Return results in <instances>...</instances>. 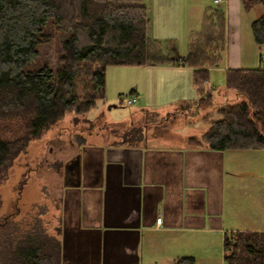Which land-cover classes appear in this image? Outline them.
<instances>
[{
    "label": "crops",
    "instance_id": "obj_1",
    "mask_svg": "<svg viewBox=\"0 0 264 264\" xmlns=\"http://www.w3.org/2000/svg\"><path fill=\"white\" fill-rule=\"evenodd\" d=\"M153 2L156 4L143 2L149 17L147 35L152 31L148 37L163 38L160 47L165 55L170 43L179 41L186 49L168 55L180 58L175 63L106 67L105 89L107 84L114 85L118 92L129 86L131 94L137 95L134 120L144 124V110L155 112L160 120L154 122L149 136L140 129L139 138L133 141L121 142L120 130L112 127L108 135L116 139H106L100 132L82 139L70 138L68 151L53 158L48 174L53 183L45 179L50 184L46 196L55 215L50 231L58 243L60 264H174L181 256L192 257L196 264L210 259L215 250L222 264L223 236L257 228L241 225L246 211L236 199L241 185L246 187L253 181L237 179L228 171L233 157H249L241 153H252L254 148L209 149L201 134L210 120L220 117L221 106L228 103L227 90L215 85L213 78L225 80L229 68L260 67L256 62L261 65L259 49L264 44L256 43L244 57L241 1H214L223 8L224 44L219 63L209 68L203 83L207 97L200 99L193 69L184 59L192 35L201 27L195 29L181 0ZM210 9L204 11L201 26ZM219 87L216 97L213 93ZM213 99L214 111L203 115L206 128L201 133H192L190 123L184 124L188 125L184 130L174 121L180 116L187 122L189 116L194 117L197 103L211 105ZM179 107L182 109L178 112ZM167 123L170 128L166 132L155 128V124L165 127ZM181 127L182 131L176 130ZM60 146L54 145L56 149ZM262 180L263 175L258 180L260 187ZM156 217L160 218L158 223Z\"/></svg>",
    "mask_w": 264,
    "mask_h": 264
},
{
    "label": "trees",
    "instance_id": "obj_2",
    "mask_svg": "<svg viewBox=\"0 0 264 264\" xmlns=\"http://www.w3.org/2000/svg\"><path fill=\"white\" fill-rule=\"evenodd\" d=\"M240 1L245 9L261 6L251 31L263 45L264 0ZM224 20L223 9H210L188 44L184 62L193 69L200 99L207 97L203 83L209 68L219 63ZM148 25L141 0H0V180L29 140L66 112L85 113L104 97L107 66L178 61L148 37ZM51 41L55 64L40 60L41 47ZM224 82L244 98L221 106L202 142L218 150L263 148L264 154V68H229ZM130 128L112 127L120 130L121 142L139 138L141 130ZM25 222L0 223V264H60L57 240ZM262 244L260 231L230 232L222 238L224 263L262 264ZM174 264H193V259L181 256Z\"/></svg>",
    "mask_w": 264,
    "mask_h": 264
},
{
    "label": "rangeland",
    "instance_id": "obj_3",
    "mask_svg": "<svg viewBox=\"0 0 264 264\" xmlns=\"http://www.w3.org/2000/svg\"><path fill=\"white\" fill-rule=\"evenodd\" d=\"M141 1L145 2L146 5H150V3L156 4L153 0ZM181 1L182 4L184 3V8L186 7V10H189L188 19L194 21L195 29L201 27L200 23L203 13L208 8L223 9L219 4H215L213 0ZM260 13V5H256L250 9H245L241 6L240 33L242 54L244 57L251 52L250 48H256L257 46L253 39L251 22ZM151 33L152 31L149 30L148 35L151 36ZM157 41H159L160 46L163 47V38H158ZM185 49L186 45L177 41L175 43H170L164 53L172 55L176 52L184 51ZM262 50H264V47L259 49V53ZM55 56L54 42L52 44L51 41L48 46L41 47V61L47 60L49 63L55 64ZM260 64L261 65L256 62L257 66L264 68V62ZM84 77L85 76L81 78ZM82 81V79L77 80V90L79 92L83 91ZM213 81L215 85H223V88L227 90L225 98L228 103H236L244 98L242 95L237 94L234 89L227 87L223 78L220 77L219 79L215 77ZM123 87L125 88H122V90L118 92L114 85L107 84L104 97L97 99L95 104L85 113L75 114L71 111L66 112L61 119L55 124H52L40 137L29 140L25 147L11 159L9 166L6 167L5 171L1 172L3 178L0 180V223L6 220L8 225L15 222L20 223L22 226L23 223H26L25 221H29V223H35L45 235L51 236L50 229L52 230L51 224L54 222L55 215L52 211L53 207L46 196V191L50 188V184H46V180L49 181V183H53V179L48 175L51 174L50 164L57 159V155H62L60 152L64 151V153H66L68 151V139H82L88 137L90 133L96 132L102 133L106 139H116V137H113L111 134L108 135V133L111 132L109 128L122 125H125L127 128L131 127L127 129L129 131L131 129H141L142 132L147 133L148 136L150 135L151 128L154 127V122L160 119H158L155 112L144 110L142 111V115L146 122L141 124L134 120L136 116L133 115L135 113L133 111L137 108L138 101L128 104L126 99L127 96L132 95V92L131 89L128 88L129 86ZM219 90L220 87L217 88L213 94L216 95V92ZM120 92L122 93L119 94ZM211 103V105L197 103L196 107H194V117L192 118L189 116L187 122L180 116L174 118V121L181 123L182 126H184V130L188 127V125L185 126L184 124L190 123L189 125L192 133L199 134L202 129L206 128V125L203 123V115L206 114L207 111H214L212 106H214L216 100L213 99ZM181 109L182 107H179L178 112ZM174 114H177L176 111H174ZM110 122H117L119 125L107 124ZM155 128H157L159 132H166L170 126L168 123L165 127L156 126L155 124ZM123 130L126 131L125 127ZM176 130L182 131L183 127ZM148 141H150V139ZM58 143H60L61 146L59 149H56L54 145ZM253 150L254 152L252 153H241L248 154L244 156L249 157H233L231 159L232 165L228 171L232 177L237 179L247 177L254 182L245 184L246 187L241 185V190L237 191L239 192V196H237L236 199L241 202V208L245 207L246 211V217L240 221L242 223L241 225L257 227L255 229L262 233V264H264V183L262 180V185L260 187L258 181L259 178H262L264 173V154L263 148H254ZM243 164H246V166ZM223 261L224 260H222V264H225ZM196 264H221V262L215 250V253L213 252L210 259H203Z\"/></svg>",
    "mask_w": 264,
    "mask_h": 264
},
{
    "label": "built area",
    "instance_id": "obj_4",
    "mask_svg": "<svg viewBox=\"0 0 264 264\" xmlns=\"http://www.w3.org/2000/svg\"><path fill=\"white\" fill-rule=\"evenodd\" d=\"M215 2H220L222 0H214ZM259 59H260V63H263L264 62V50H262L260 53H259ZM178 60H180V58H178ZM137 99V95L135 94H132L130 96H127V99H126V102L128 104H132L133 102H135V100ZM159 217H156L155 218V222H159Z\"/></svg>",
    "mask_w": 264,
    "mask_h": 264
}]
</instances>
